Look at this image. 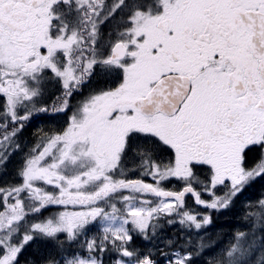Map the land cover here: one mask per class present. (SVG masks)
Here are the masks:
<instances>
[{
  "label": "snow or ice",
  "instance_id": "snow-or-ice-1",
  "mask_svg": "<svg viewBox=\"0 0 264 264\" xmlns=\"http://www.w3.org/2000/svg\"><path fill=\"white\" fill-rule=\"evenodd\" d=\"M0 264H264V0H0Z\"/></svg>",
  "mask_w": 264,
  "mask_h": 264
},
{
  "label": "trees",
  "instance_id": "trees-1",
  "mask_svg": "<svg viewBox=\"0 0 264 264\" xmlns=\"http://www.w3.org/2000/svg\"><path fill=\"white\" fill-rule=\"evenodd\" d=\"M40 122H42V120L34 121L32 126H30L29 131L31 130L32 127H35L36 125L40 124ZM226 220H231L233 223H235V220L233 219L232 215L230 213H227V214H225L224 217H221L220 220H218V222H217L215 227L209 228L208 231L209 232H214L216 230V228L221 227ZM173 230H174L173 227H169V228L166 229V232H167L168 235H171ZM136 242H137L138 246H143V247H150L151 246L147 241H144L142 238H139V237H137V241Z\"/></svg>",
  "mask_w": 264,
  "mask_h": 264
},
{
  "label": "rangeland",
  "instance_id": "rangeland-1",
  "mask_svg": "<svg viewBox=\"0 0 264 264\" xmlns=\"http://www.w3.org/2000/svg\"><path fill=\"white\" fill-rule=\"evenodd\" d=\"M40 123H43V121L42 122H40ZM27 134V133H26Z\"/></svg>",
  "mask_w": 264,
  "mask_h": 264
}]
</instances>
